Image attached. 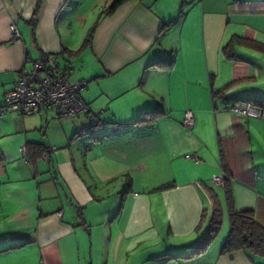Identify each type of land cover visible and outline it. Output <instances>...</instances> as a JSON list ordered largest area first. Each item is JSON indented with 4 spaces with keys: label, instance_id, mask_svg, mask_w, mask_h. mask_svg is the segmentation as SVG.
<instances>
[{
    "label": "crops",
    "instance_id": "crops-1",
    "mask_svg": "<svg viewBox=\"0 0 264 264\" xmlns=\"http://www.w3.org/2000/svg\"><path fill=\"white\" fill-rule=\"evenodd\" d=\"M114 1L0 0V106L49 53L97 122L0 114V264H264L213 183L264 227V118L225 110L264 107V0Z\"/></svg>",
    "mask_w": 264,
    "mask_h": 264
},
{
    "label": "built area",
    "instance_id": "built-area-1",
    "mask_svg": "<svg viewBox=\"0 0 264 264\" xmlns=\"http://www.w3.org/2000/svg\"><path fill=\"white\" fill-rule=\"evenodd\" d=\"M12 40L20 42L21 34L15 24L11 26ZM87 88L85 81H73L58 63L57 57L44 54L34 61L31 69H24L11 91L5 95L0 114L5 111H14L21 116H32L42 111H52L61 119H70L76 116H90L91 123L96 119L91 116L90 107L82 100L81 93ZM233 114L262 119L264 107L251 102H237L225 107ZM184 125L192 128L195 119L191 113L185 115ZM26 154V149H22ZM187 159L199 162L197 157L188 155ZM227 180L225 172L216 177L213 183L218 188H224ZM58 216H62L61 213Z\"/></svg>",
    "mask_w": 264,
    "mask_h": 264
},
{
    "label": "trees",
    "instance_id": "trees-1",
    "mask_svg": "<svg viewBox=\"0 0 264 264\" xmlns=\"http://www.w3.org/2000/svg\"><path fill=\"white\" fill-rule=\"evenodd\" d=\"M126 0H115L108 8L107 14L114 13ZM42 0H39L41 3ZM94 29L89 33L86 43H91ZM162 114V111H156ZM155 113V112H154ZM147 118H143L140 121H146ZM97 123V122H96ZM223 171L227 174V180L224 186L229 206V219H230V232L229 236L223 246L222 253H231L237 250H246L255 256L264 258V227L261 226L255 219L253 211L236 212L233 208V196L229 187L230 175L225 163H223ZM213 226L207 237L204 245L194 250L187 257L200 255L204 252L208 244L215 236L217 230L220 227V216L216 212L213 216Z\"/></svg>",
    "mask_w": 264,
    "mask_h": 264
},
{
    "label": "rangeland",
    "instance_id": "rangeland-1",
    "mask_svg": "<svg viewBox=\"0 0 264 264\" xmlns=\"http://www.w3.org/2000/svg\"><path fill=\"white\" fill-rule=\"evenodd\" d=\"M104 4H105V3H104ZM104 4H103V5H104ZM104 8L107 9L108 7H104ZM101 12H102V11H101Z\"/></svg>",
    "mask_w": 264,
    "mask_h": 264
}]
</instances>
